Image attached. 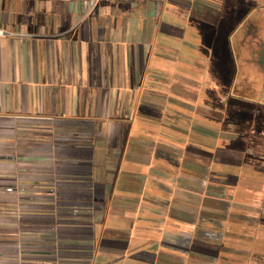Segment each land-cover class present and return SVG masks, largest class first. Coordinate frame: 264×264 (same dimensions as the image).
I'll return each mask as SVG.
<instances>
[{
    "label": "crops",
    "instance_id": "0c3cea01",
    "mask_svg": "<svg viewBox=\"0 0 264 264\" xmlns=\"http://www.w3.org/2000/svg\"><path fill=\"white\" fill-rule=\"evenodd\" d=\"M225 2L0 0V264H264Z\"/></svg>",
    "mask_w": 264,
    "mask_h": 264
},
{
    "label": "rangeland",
    "instance_id": "374dc122",
    "mask_svg": "<svg viewBox=\"0 0 264 264\" xmlns=\"http://www.w3.org/2000/svg\"><path fill=\"white\" fill-rule=\"evenodd\" d=\"M225 1L228 35L235 34L229 39L232 64L218 65L219 94L213 97V103L225 117L249 121L252 140L264 139V124L258 123L264 122V0ZM240 37L249 43L244 59V50L238 44Z\"/></svg>",
    "mask_w": 264,
    "mask_h": 264
},
{
    "label": "built area",
    "instance_id": "2783aa9c",
    "mask_svg": "<svg viewBox=\"0 0 264 264\" xmlns=\"http://www.w3.org/2000/svg\"><path fill=\"white\" fill-rule=\"evenodd\" d=\"M4 35V31L2 29H0V36ZM13 189L12 188H8V192H11Z\"/></svg>",
    "mask_w": 264,
    "mask_h": 264
}]
</instances>
